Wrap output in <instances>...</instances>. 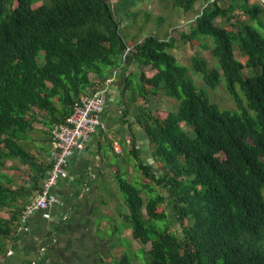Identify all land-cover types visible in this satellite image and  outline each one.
I'll return each instance as SVG.
<instances>
[{"label": "trees", "instance_id": "trees-1", "mask_svg": "<svg viewBox=\"0 0 264 264\" xmlns=\"http://www.w3.org/2000/svg\"><path fill=\"white\" fill-rule=\"evenodd\" d=\"M144 1L21 0L15 6V0H0L3 258L23 224L26 205L52 167L53 127L65 121L82 95L104 85L110 68L135 63L138 94L145 102L136 104V117L154 161L148 164L138 151L131 153L146 179L134 183L119 174L117 187L128 208L121 214L124 226L141 247L133 257L110 250L103 264H139L136 256L141 264H264V7L258 0H162L184 13L201 3L189 30H182L180 39L174 27L164 37L151 32L128 42L117 13L136 21L144 12L147 22ZM225 1L228 5H222ZM209 37L213 47L212 42L200 44L210 48L216 64L198 53L190 62L211 89L225 79L236 109L212 102L172 52L181 42ZM157 95L174 99L175 109L161 115ZM36 123L49 130L33 138ZM27 143L42 150V158ZM164 191L172 201L176 230Z\"/></svg>", "mask_w": 264, "mask_h": 264}, {"label": "crops", "instance_id": "crops-1", "mask_svg": "<svg viewBox=\"0 0 264 264\" xmlns=\"http://www.w3.org/2000/svg\"><path fill=\"white\" fill-rule=\"evenodd\" d=\"M110 69L111 80L104 82V128L89 137L83 151L70 157L68 176L54 186L58 201L49 209L30 214L24 224L27 229L20 224L9 243L8 256H0V264H103L111 257L110 249L114 248H107L97 236L94 218L100 195L105 194L112 205V198L122 197L117 189L121 164L112 155L122 156L127 148L130 153L148 154L151 147L136 111L130 110L132 93L127 95L126 83L137 71V65ZM133 94L138 98L135 91ZM107 224L102 220L99 227Z\"/></svg>", "mask_w": 264, "mask_h": 264}, {"label": "rangeland", "instance_id": "rangeland-1", "mask_svg": "<svg viewBox=\"0 0 264 264\" xmlns=\"http://www.w3.org/2000/svg\"><path fill=\"white\" fill-rule=\"evenodd\" d=\"M116 1L117 0H114V3H116ZM227 1L222 2V5H228L226 4ZM258 1L264 7V0H258ZM40 3L41 2H37L34 4V6H37ZM20 4H21V0H15V6ZM143 4H145L147 11L150 12V20L147 22L144 20V12H138V14L135 16L136 21L133 20L134 17L126 18L125 16L117 13V16L122 18L121 32L127 36L126 39L128 40V42L142 40L145 36L151 34V32L156 33L161 37H164L165 34L167 33L170 34L171 29L174 27H178V31L176 32V37L180 39L181 31L189 30L190 23L193 22L194 17L198 14L199 6L201 5V3H198L196 10H194L193 12L184 13V11L182 10L172 9L171 4H166L162 0H145ZM162 15L166 16L165 21L163 24L159 25L157 23V19ZM240 15L243 19L248 20L247 15H243V14ZM203 41L206 43L212 42V47L215 44L212 37L206 38L205 40L199 38L196 39L194 42L192 41L181 42L179 44V48L176 50H172V52H174L177 55V58L181 64H184L188 67V75L194 80L195 84L198 86L200 90H202L201 88H203V90L207 92L212 102H216L222 109H227V108L236 109L237 108L236 104L232 96L228 93L225 87L226 84L225 79H222V81L220 82L219 86L216 89H211L206 84L203 75L199 71H197L190 62L191 56L198 53L201 56L205 57L210 65L216 64L217 59L215 60V57L212 55L210 48H206L200 44ZM152 73L153 72H151L150 74ZM139 77H140V69L137 66V71L134 72L132 77H130L131 79H129L130 86L127 89V95H129L130 93H132L133 95V92H131V90L135 91L138 94L139 91L138 88L140 83ZM240 94L243 96L241 90H240ZM154 102L158 106V108L161 111H163L161 115L166 114V110L169 109L173 110V108L176 105V101H174V99L168 98L165 95H157L154 99ZM129 103L132 105L130 110L136 111L135 109L136 104L145 103V102H144V98H142L138 94V98H136V100L130 99ZM182 125L185 129H189V127L185 123H182ZM48 130L49 129L47 126H44L41 123H36V128L32 132V136L33 138L35 136L42 137L43 135H45V131ZM35 140L39 144H44L45 142L43 139H40V137H36ZM33 145L34 144L27 143V146H29L31 150L37 152L38 155H40V157L42 158L43 151L34 148ZM108 151L111 152V150ZM150 151L151 148L148 154H145L147 153L146 151L140 155L141 159L144 160V162H148V164H151V162L154 161L153 157L150 154ZM222 157L223 155H220V158ZM157 158H158L157 159L158 162L162 163L161 159L159 157ZM112 159L116 163L121 164L119 169V174L122 177H125L134 183H136V180L143 182L146 179L145 175L140 171V169H138L139 164L137 163V159H135L134 155L130 153V150L128 148L126 149V153L123 154L122 156H118V155L116 156L115 154H113ZM152 166L154 167L155 171L161 172L160 167L156 165H152ZM108 192H110V190H108ZM164 192L168 197L167 208L169 210L170 220L173 223L172 229L176 230L178 229V223L172 213L173 210L172 201L169 195L167 194V192L166 191ZM120 196H122V194ZM103 197L100 195L99 197L100 201L97 204V210L95 211L96 216L94 218V221L96 222V224L94 223V226H96L97 236H99L100 239H102V241L105 242L107 248L110 249L112 247H115V249H113V253L116 256H120L123 252H127L131 257H133L134 254H139L141 243L133 237L132 231L130 229L125 228L124 220L123 217L121 216L122 213L127 212L128 210L127 206L123 202L124 201L123 197L117 196L116 198H112L113 205L108 201L110 199L108 200L106 199L107 196L105 194H103ZM110 208L112 209V211ZM0 214L7 215L5 212H0ZM102 220L108 223L106 227H99V223ZM109 224H111V226ZM179 233L181 234V231H179ZM122 237H125V239H123V241L120 242V240H122ZM127 243H130V245ZM110 258H111L110 256L107 257V259ZM135 261L141 264L138 256L135 257Z\"/></svg>", "mask_w": 264, "mask_h": 264}, {"label": "built area", "instance_id": "built-area-1", "mask_svg": "<svg viewBox=\"0 0 264 264\" xmlns=\"http://www.w3.org/2000/svg\"><path fill=\"white\" fill-rule=\"evenodd\" d=\"M111 79L107 80L110 81ZM107 85H99L90 94L82 95L74 104L65 121L56 124L52 131V167L42 183L41 191L26 205L22 226L30 214L44 211L58 201L54 186L68 176L70 157L86 148L89 137L104 128V112L107 102ZM27 229V227L24 226ZM9 253V252H8Z\"/></svg>", "mask_w": 264, "mask_h": 264}, {"label": "clouds", "instance_id": "clouds-1", "mask_svg": "<svg viewBox=\"0 0 264 264\" xmlns=\"http://www.w3.org/2000/svg\"><path fill=\"white\" fill-rule=\"evenodd\" d=\"M108 80V79H107ZM105 85V84H104ZM52 139V138H51ZM51 146H52V143H51Z\"/></svg>", "mask_w": 264, "mask_h": 264}]
</instances>
